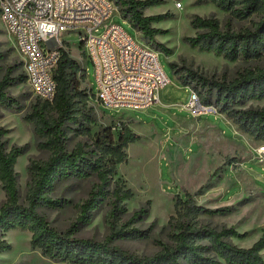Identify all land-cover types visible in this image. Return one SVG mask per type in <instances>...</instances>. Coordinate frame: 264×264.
Returning a JSON list of instances; mask_svg holds the SVG:
<instances>
[{
	"label": "trees",
	"instance_id": "obj_1",
	"mask_svg": "<svg viewBox=\"0 0 264 264\" xmlns=\"http://www.w3.org/2000/svg\"><path fill=\"white\" fill-rule=\"evenodd\" d=\"M112 1L119 15L140 33L148 45L165 55L172 53L171 48L157 38L166 30L153 26L167 13H144L146 8L159 4L161 0ZM209 1L238 19L254 13H260L261 17L253 27L235 31L223 29L214 16L194 14L190 25L196 32L185 36L184 42L230 61L261 57L264 53V0ZM3 60L0 52V63ZM19 65H23L22 60ZM169 67L181 85L197 91L203 103L215 105L218 112L224 114L238 130L264 143V107L242 106L246 101L264 98V67L246 69L231 80L208 76L176 61H170ZM79 70V62L61 48V56L53 71L56 91L52 102H37L23 116L25 121L33 124L37 147L49 152L45 161H31L28 165L31 182L25 203L19 198L15 171V164L24 153L25 146L13 144L8 147V129L0 126V184L5 194L0 205V253L11 249V244L3 237L4 232L19 228L31 233L30 245L38 248L43 256L71 264H264V233L252 245L242 247L235 244L232 238L244 237L245 232L239 233L232 226L217 228L201 223V215L224 214L231 209L229 205L211 208L198 204L194 195L201 193L206 184L193 193L183 189V194L176 197L174 212L167 221L170 227L168 240H156L158 250L154 253L139 255L115 243L118 239L148 236L147 229H140L133 223L148 215L149 201L129 214L125 200L133 196V191L115 178L118 164L127 160L128 145L141 137L128 122H120L116 138L111 126H99L96 131L90 132L89 125L94 124L97 117L92 108H86L89 96L78 89L76 73ZM25 80V72H16L10 65L4 68L0 77L1 108L20 107L9 88ZM79 102L81 106H78ZM47 105L55 111L54 117L46 116ZM70 123L77 125L91 142H78L68 149L65 127ZM234 160L235 157H226L224 164ZM220 169L221 166L210 174L207 184ZM92 176L97 182L81 203L75 220L65 229L55 227L38 210L41 206L55 208L63 205L64 200L53 195L58 182ZM104 205L108 219L105 237L79 236V228L88 224Z\"/></svg>",
	"mask_w": 264,
	"mask_h": 264
},
{
	"label": "rangeland",
	"instance_id": "obj_2",
	"mask_svg": "<svg viewBox=\"0 0 264 264\" xmlns=\"http://www.w3.org/2000/svg\"><path fill=\"white\" fill-rule=\"evenodd\" d=\"M144 13L146 15L167 13L164 19L153 23V26L166 30V33L158 35L157 38L172 50L170 55L158 52L159 62L169 82L161 88L159 99L148 107H113L100 104L92 95L97 91L94 66L82 52L79 36L73 33L63 36L64 49L79 62L81 67V70L76 73L78 89L89 96L86 108H92L97 117V121L89 125L90 132L93 133L99 126H111L116 138L120 122H128L130 128L141 137L140 140L128 145L127 160L118 164L115 178L124 182L125 186L133 191V196L125 200L129 214L149 201L148 215L133 223L140 229H147L148 236L118 239L115 243L139 255L154 253L158 250L156 240H168L170 227L167 221L174 212L176 197L183 194V189L193 193L206 184L201 193L194 195L195 201L211 208L229 205L231 209L224 214L201 215L199 220L203 224L217 228L232 226L239 233L245 232L244 237H233L232 241L239 246L248 247L264 233V181L248 180L243 170L251 167L264 176V171L261 170L262 165L253 163L248 158L254 151L252 148H257L264 143L258 142V146H249L248 141L236 133L223 117L214 113H202L198 116L201 120L218 124L220 135L207 129L193 132L192 130L181 132L178 127L173 129L175 121L172 114L191 119L196 116L180 108L188 98L190 87H185L176 80L169 62L176 61L208 76L227 80L233 79L246 69L264 67V53L257 59L230 61L212 52L190 47L183 40L185 36L194 35L196 32V29L190 25V19L194 14L202 17L214 16L223 29L230 28L235 31L253 27L261 14L254 13L247 18L238 19L209 0L202 2L161 0L159 4L146 8ZM112 20L122 26L133 38L142 40L137 30L118 13L112 16ZM0 52L4 56V60L0 63V77L8 65L14 67L16 72H24L23 65H19L21 58L14 46V41L4 28L1 19ZM9 92L18 100L20 107L13 109L0 107V126L8 129L6 134L8 147L13 144L25 146L24 153L18 157L15 164L19 198L22 203H25L31 182L28 165L31 161H45L49 152L37 147L33 124L25 121L23 116L30 111L33 104L42 100L32 91L26 80L11 86ZM81 105L82 103L79 102L78 106ZM242 106L264 107V98L246 101ZM45 112L47 117L55 116V111L48 105ZM168 130L172 133H168ZM192 133L203 137V150H198V142L188 144ZM78 142L87 144L91 142V139L82 134L77 125L70 123L65 127L66 147L71 149ZM187 146L190 150L184 151V147ZM237 147H243L252 153L245 155L241 167L239 164L241 159L238 156L229 163L236 171L230 168L224 169L225 164L221 162L222 155H232ZM219 166L221 169L207 184L210 174ZM96 182L97 179L94 176L83 180L60 181L56 184L53 195L64 200L63 205L55 208L41 206L38 210L55 227L65 229L77 217L81 203ZM4 199L5 194L0 184V205ZM106 208L104 205L98 209L92 220L79 228L78 235L103 239L108 233ZM30 236L29 231L19 228L4 232L3 237L11 244V249L0 253V264H71L53 261L43 256L38 248L30 245ZM262 255L264 259V251Z\"/></svg>",
	"mask_w": 264,
	"mask_h": 264
},
{
	"label": "built area",
	"instance_id": "obj_3",
	"mask_svg": "<svg viewBox=\"0 0 264 264\" xmlns=\"http://www.w3.org/2000/svg\"><path fill=\"white\" fill-rule=\"evenodd\" d=\"M115 13L119 14L112 0H0V19L23 62L27 84L41 100L54 98L53 71L65 48L63 36L73 33L94 66L93 94L100 104L148 107L159 99L169 78L158 51L114 22ZM182 108L194 116L220 114L192 88ZM256 152L263 161L264 144Z\"/></svg>",
	"mask_w": 264,
	"mask_h": 264
},
{
	"label": "crops",
	"instance_id": "obj_4",
	"mask_svg": "<svg viewBox=\"0 0 264 264\" xmlns=\"http://www.w3.org/2000/svg\"><path fill=\"white\" fill-rule=\"evenodd\" d=\"M159 97H160V92H159ZM180 108L183 109L182 105L180 106ZM219 115H220V117L224 118L226 123H228V124H230L232 126L233 130L236 133L240 134L241 137H244L248 141V143L250 144L249 146H258L257 143L259 141H256V140L252 139L249 135H247V134H245L243 132L239 133L236 130L237 127L227 117H225L224 114L220 113ZM171 116H172V118L174 119L175 122H174V128L173 127H169V128L175 129V127H178L181 132H186L188 130H192V132H193L194 130L207 129V130L213 131L217 135H220L219 134L220 129L218 127V124H214V123L206 121V120H201L199 118V116H196V117L192 118V119H194V122H192V119L190 117L186 118V117L179 116V115H176V114H172ZM216 119H218V118H216ZM168 133H172V132L170 130H168ZM249 139H251L252 141L249 140ZM195 142H198V150L199 151L203 150V146H204L203 137L201 135H196L195 133L194 134L192 133V135L189 136L188 144L191 143V145H192ZM239 146H241V145H239ZM179 148H181V147H179ZM252 149L255 152L253 151V153H252L250 151L252 153V154H250V152L247 151L245 148L237 147L232 155H222L221 162L223 163L224 162L223 160L227 156L228 157H233V156L236 157V156H238L241 159V162H239L240 167H241L243 165V160H245V155L248 156L250 154L248 156L249 160L253 161V163L257 162L258 164H261L262 165L261 166V170L264 171V160L263 161H259L258 158H257L256 148H252ZM189 150H190V147H188V146L186 148L184 147V151H189ZM224 166H225L224 169L225 168H230L233 171H236L235 169H233V165L225 164ZM243 172L247 175V179L248 180H252L253 179V182L259 181V180H263L264 181V176L261 173H258L256 171H254L251 167H248V168L244 169Z\"/></svg>",
	"mask_w": 264,
	"mask_h": 264
},
{
	"label": "bare ground",
	"instance_id": "obj_5",
	"mask_svg": "<svg viewBox=\"0 0 264 264\" xmlns=\"http://www.w3.org/2000/svg\"><path fill=\"white\" fill-rule=\"evenodd\" d=\"M177 5V4H176Z\"/></svg>",
	"mask_w": 264,
	"mask_h": 264
}]
</instances>
